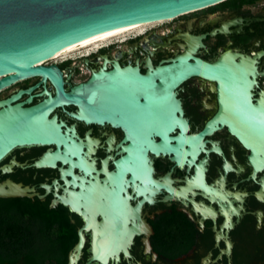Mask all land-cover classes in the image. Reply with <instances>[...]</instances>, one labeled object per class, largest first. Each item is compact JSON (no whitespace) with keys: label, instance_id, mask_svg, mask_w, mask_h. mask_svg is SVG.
<instances>
[{"label":"flooded vegetation","instance_id":"1","mask_svg":"<svg viewBox=\"0 0 264 264\" xmlns=\"http://www.w3.org/2000/svg\"><path fill=\"white\" fill-rule=\"evenodd\" d=\"M45 65L74 97L38 75L0 88V111L43 109L62 139L11 148L0 182L67 210L76 244L85 235L76 264H264V0L221 1ZM109 236L116 252L94 259Z\"/></svg>","mask_w":264,"mask_h":264},{"label":"water","instance_id":"2","mask_svg":"<svg viewBox=\"0 0 264 264\" xmlns=\"http://www.w3.org/2000/svg\"><path fill=\"white\" fill-rule=\"evenodd\" d=\"M221 1L225 0H0V88L43 75L50 76L58 96H66L59 68L45 65L58 53L126 26L176 18ZM92 112L101 117L94 107ZM44 113L43 109L21 105L0 111V158L17 145L60 142L58 124L55 119H45ZM35 195L44 199L31 186L11 179L0 182V198ZM59 202L56 200L54 205L58 206ZM62 202L75 205L71 200ZM92 225L96 226L89 218V226ZM99 231L96 229V234ZM104 239L95 245L94 259L108 261L116 252L117 238ZM84 244L85 235L80 231V240L69 253V264L77 263Z\"/></svg>","mask_w":264,"mask_h":264},{"label":"trees","instance_id":"3","mask_svg":"<svg viewBox=\"0 0 264 264\" xmlns=\"http://www.w3.org/2000/svg\"><path fill=\"white\" fill-rule=\"evenodd\" d=\"M76 234L62 206L51 208L39 198H0L2 264H66Z\"/></svg>","mask_w":264,"mask_h":264},{"label":"bare ground","instance_id":"4","mask_svg":"<svg viewBox=\"0 0 264 264\" xmlns=\"http://www.w3.org/2000/svg\"><path fill=\"white\" fill-rule=\"evenodd\" d=\"M149 24H152V23L133 24L132 26H126V27L114 30L112 32L106 33V35H103V36L97 37L95 39H92L90 41H87L85 43H82V44H80V45H78V46H76L74 48H71V49H68V50H64V51L58 53L57 55H55L52 59L53 60L59 59L62 55H67V54L73 53L75 51H79L81 49H86L88 47L94 46L97 43L104 42L107 39H111V38H114V37H118V36H122V35H125V34H128V33H131L134 30H136L138 28H142L144 26H148Z\"/></svg>","mask_w":264,"mask_h":264}]
</instances>
